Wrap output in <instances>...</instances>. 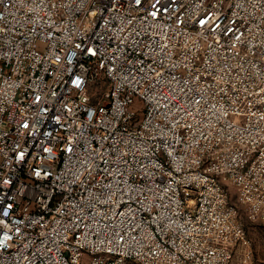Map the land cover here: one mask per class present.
I'll list each match as a JSON object with an SVG mask.
<instances>
[{"label": "built area", "instance_id": "2783aa9c", "mask_svg": "<svg viewBox=\"0 0 264 264\" xmlns=\"http://www.w3.org/2000/svg\"><path fill=\"white\" fill-rule=\"evenodd\" d=\"M230 185L264 223V0H0V264H252Z\"/></svg>", "mask_w": 264, "mask_h": 264}, {"label": "rangeland", "instance_id": "374dc122", "mask_svg": "<svg viewBox=\"0 0 264 264\" xmlns=\"http://www.w3.org/2000/svg\"><path fill=\"white\" fill-rule=\"evenodd\" d=\"M109 91L108 84L99 80L91 89L90 96L93 103H99L107 96ZM231 191V202L237 207L239 220L243 224L247 238L253 252L252 264H264V223L258 219L250 217L245 206L240 202L232 185L229 186Z\"/></svg>", "mask_w": 264, "mask_h": 264}]
</instances>
